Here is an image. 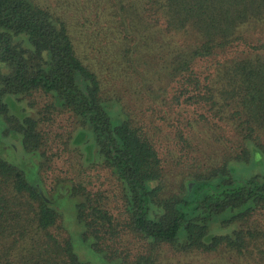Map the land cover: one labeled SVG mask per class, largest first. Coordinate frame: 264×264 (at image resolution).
<instances>
[{"label":"trees","instance_id":"trees-1","mask_svg":"<svg viewBox=\"0 0 264 264\" xmlns=\"http://www.w3.org/2000/svg\"><path fill=\"white\" fill-rule=\"evenodd\" d=\"M118 6L112 15L125 56L151 49L156 35L157 48L168 51L158 53L161 71L183 81L190 102L217 107L216 116L236 124L241 149L205 176L193 175L190 193L183 183L179 193L165 196L162 161L152 142L121 109V120L112 122L109 108L119 107L118 101L102 97L99 77L78 57L65 21L33 0H0L4 133L20 135L27 154L40 151L39 121L23 109L20 117L12 114L4 102L36 91L50 95L57 109L90 130L97 161L121 183L125 228L150 246L135 264H155L153 249L161 244L181 251L212 252L220 245L240 250L244 236L234 224L264 211V180L239 185L230 167L248 162L254 150L264 153V0H119ZM230 54L243 56L218 62ZM204 60L217 64L214 76L196 72L195 64ZM212 78L219 85L215 93ZM83 191L67 192L77 200V222L91 248L108 258L100 243L117 232L106 209ZM58 217L41 186L0 157V264H85L69 238L49 232Z\"/></svg>","mask_w":264,"mask_h":264},{"label":"rangeland","instance_id":"rangeland-1","mask_svg":"<svg viewBox=\"0 0 264 264\" xmlns=\"http://www.w3.org/2000/svg\"><path fill=\"white\" fill-rule=\"evenodd\" d=\"M33 1L65 21L78 57L99 77L102 97L118 101L119 107L109 108L112 122L118 123L122 113L152 142L162 161L165 196L179 193L183 183L190 193L193 175L205 176L241 149L236 124L216 116L217 107L190 102L186 93L189 89L183 81L176 82L161 71L158 53L162 50L157 48L156 35L153 42L150 40L151 49L125 56L116 38L117 19L112 15L119 0ZM137 20L135 17V23ZM132 30L127 29L128 33ZM174 46H180L179 41ZM162 52L168 54L166 50ZM242 56L230 54L217 60L223 64ZM216 65L199 61L195 70L201 77L208 73L214 76ZM184 76L180 75V80ZM211 80L215 93L219 85ZM4 102L12 114L20 117L23 109L39 121L44 145L30 155L24 151L20 135L4 133L5 123L0 115V157L23 170L29 183H38L58 212L49 232L57 238H69L73 252L85 264H135L141 255L148 254L150 246L124 226L127 214L121 183L111 169L97 161L90 130L81 127L71 113L57 109L53 98L40 91L20 100L7 96ZM230 167L239 185L252 179L262 182L264 153L254 150L248 162H231ZM75 187H82L83 193L98 200L111 218L117 235L100 243L108 258L96 253L90 238L83 236L76 219L77 200L67 193ZM233 228L244 236L245 245L240 250L220 245L212 252L181 251L161 244L153 249L155 264H264V211H253Z\"/></svg>","mask_w":264,"mask_h":264}]
</instances>
